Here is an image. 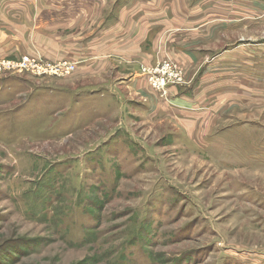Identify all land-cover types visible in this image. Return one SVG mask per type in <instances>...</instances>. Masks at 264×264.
<instances>
[{
	"label": "rangeland",
	"instance_id": "374dc122",
	"mask_svg": "<svg viewBox=\"0 0 264 264\" xmlns=\"http://www.w3.org/2000/svg\"><path fill=\"white\" fill-rule=\"evenodd\" d=\"M125 1L0 0V264H264V0Z\"/></svg>",
	"mask_w": 264,
	"mask_h": 264
},
{
	"label": "crops",
	"instance_id": "0c3cea01",
	"mask_svg": "<svg viewBox=\"0 0 264 264\" xmlns=\"http://www.w3.org/2000/svg\"><path fill=\"white\" fill-rule=\"evenodd\" d=\"M117 2H118V6L119 7H122L123 6V8L125 7V6H128V3L125 1V0H116ZM0 27H1V29L4 31V32H6L7 33V25H2V24H0ZM107 28L108 27H105V30H107ZM105 34H109V32L108 31H106V33ZM110 41V38H107V42H109ZM101 42V41H100ZM100 42L99 43H97V39H94V40H92L90 43H89V47H85L84 49H83V51H87V50H90V49H92V48H94V47H97V50L95 51L96 53H95V55H100V56H111L110 54L113 52V51H115V50H119V48L118 47H116V49L114 50L112 47L110 48V50L108 49L110 46H113V45H117V43H115V44H110V45H107V44H103V43H101L100 44ZM100 47V48H99ZM116 52V51H115ZM117 53V52H116ZM87 54V53H86ZM85 54V55H86ZM91 54V53H90ZM37 56H40L41 58L43 57V58H50V55H48V54H43V53H41V55H37ZM51 56L52 57H59L60 55H54V54H51ZM77 56V55H76ZM76 56H74V57H76ZM60 57H69V55H61ZM108 58V57H107Z\"/></svg>",
	"mask_w": 264,
	"mask_h": 264
},
{
	"label": "built area",
	"instance_id": "2783aa9c",
	"mask_svg": "<svg viewBox=\"0 0 264 264\" xmlns=\"http://www.w3.org/2000/svg\"><path fill=\"white\" fill-rule=\"evenodd\" d=\"M25 62L32 68H35V70H39L38 73L42 74L45 72L52 73V75L59 76V73L62 71L70 70L72 69L71 63H57V64H49V63H43L45 60H35L34 58L27 57L25 58ZM42 61V62H40ZM64 69V70H63ZM51 70H54V72H51ZM178 81L181 82L182 77H177ZM160 84H157L158 87H163L162 84L164 83V80H159Z\"/></svg>",
	"mask_w": 264,
	"mask_h": 264
}]
</instances>
